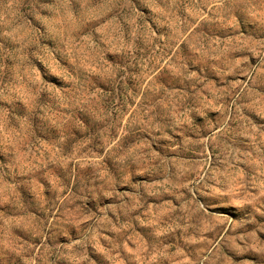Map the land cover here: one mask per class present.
I'll return each instance as SVG.
<instances>
[{
	"label": "clouds",
	"instance_id": "obj_1",
	"mask_svg": "<svg viewBox=\"0 0 264 264\" xmlns=\"http://www.w3.org/2000/svg\"><path fill=\"white\" fill-rule=\"evenodd\" d=\"M0 264H264V0H0Z\"/></svg>",
	"mask_w": 264,
	"mask_h": 264
}]
</instances>
